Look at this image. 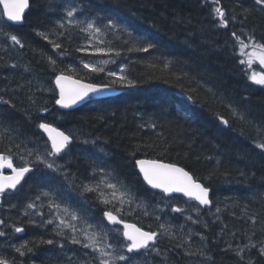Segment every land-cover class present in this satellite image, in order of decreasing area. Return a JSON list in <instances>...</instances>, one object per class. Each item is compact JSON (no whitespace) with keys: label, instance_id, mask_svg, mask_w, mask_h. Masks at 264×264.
Wrapping results in <instances>:
<instances>
[{"label":"trees","instance_id":"obj_1","mask_svg":"<svg viewBox=\"0 0 264 264\" xmlns=\"http://www.w3.org/2000/svg\"><path fill=\"white\" fill-rule=\"evenodd\" d=\"M241 41L264 44L256 0H30L22 25L0 9V154L31 168L2 195L0 258L100 264L83 246L90 229L96 246L127 252L118 264H264V86L240 63ZM57 75L120 94L64 110ZM43 122L72 138L64 152L48 155ZM141 159L183 168L210 189L211 206L149 189ZM121 223L157 233L154 244L128 252Z\"/></svg>","mask_w":264,"mask_h":264},{"label":"snow or ice","instance_id":"obj_2","mask_svg":"<svg viewBox=\"0 0 264 264\" xmlns=\"http://www.w3.org/2000/svg\"><path fill=\"white\" fill-rule=\"evenodd\" d=\"M214 3H218V0H213ZM257 4L264 5V0H256ZM0 4L3 5V14L7 17L9 21H21L23 17L24 10L28 7V0H0ZM75 8L67 11V16L72 17ZM213 11L219 16L220 23L222 26H226L227 21L224 19V12L221 8H214ZM112 21H109V24H112ZM62 26V25H61ZM88 28H93V24L89 23ZM99 31V29H96ZM40 35H43L42 33ZM235 36V33L233 34ZM10 39L16 43L20 44V40L16 35H11ZM239 41V37H236ZM55 47H59V45H55ZM151 47V45H148ZM251 47V52H245L244 49ZM147 51V48L142 49ZM241 56H247V60L241 59L240 63L245 64L249 69H251L252 64L255 61H258L260 66L264 68V44L252 43L251 45H246L241 41ZM51 63L55 64V61H51ZM86 68L89 65H84ZM94 71H102L103 69H93ZM109 75H115V73H109ZM253 83L257 85L264 86V71L256 72L252 71L251 75L248 77ZM124 77H121L123 80ZM129 84L132 82L129 81ZM56 85L60 90V98L56 100V104L61 105L62 107H69L71 104H75L77 101L82 100L84 97L88 95L89 92H95L98 89L96 86L91 84H81L78 80H71L70 77H66L64 75L56 76ZM7 103V101H5ZM225 124L227 121H223ZM39 127L48 133V138L51 141V152L48 155L59 154L68 144L71 137L66 135L64 132L59 131L56 128L51 127L47 123H40ZM256 147L260 149H264V143H257ZM39 159V157H37ZM137 166L139 167L140 173L143 174V179L151 185L153 188L162 189L164 193H183V195L189 197L190 199L196 200L200 205H208L211 203L209 199L210 189L203 186L202 184L196 182L193 177L185 171L181 167H177L175 164H164L157 160H137ZM49 168L53 167L51 163L47 165ZM8 168L11 169V175H4L3 169ZM30 169L28 167H17L14 165L13 160L9 156H5L0 154V193H4L7 189H15L17 185L20 183L21 179L24 177L25 173L29 172ZM109 188L113 189V195H115V190L117 188L114 184H108ZM86 190L92 191V188H87ZM44 195H48V193H44ZM123 196L124 193H121ZM105 203L109 201L105 200ZM29 208L34 207V205H28ZM59 207V205H56ZM174 211H181L179 208L173 209ZM68 212L67 209L64 210ZM219 211V209H217ZM73 220L78 219L75 213H70ZM105 217L108 218L109 221H114L119 223L120 221L112 215L110 212L104 213ZM191 219V217H189ZM195 222V221H194ZM0 223H3L0 221ZM48 223H52V221H48ZM60 224L64 225L65 221L60 220ZM68 227H72L73 231H76L75 227L72 225H67ZM164 232H167L168 229L165 228L164 225L160 226ZM16 232H21V228H16ZM62 232H58L57 235H62ZM3 235V233H0ZM124 238L130 243L124 245L128 252H133L134 250H138L141 248H146L149 245L150 241H153L157 236L155 232H145L135 225L125 224L124 225ZM85 239L88 240V243H85L83 246L85 248H91L93 251L99 252V261L100 264H111L113 260H126L124 255H113L112 252L105 251L104 247H96V239L95 234L85 233ZM75 236L72 238V243H80ZM47 243L51 244L52 241L49 240ZM26 247V245H21V248ZM107 248H111L112 246L106 245ZM20 255H24V252L21 251L20 248L16 249ZM31 251V249H28ZM262 254H264V248L261 249ZM237 255H240V252L237 251ZM0 264H6L3 258H0Z\"/></svg>","mask_w":264,"mask_h":264},{"label":"water","instance_id":"obj_3","mask_svg":"<svg viewBox=\"0 0 264 264\" xmlns=\"http://www.w3.org/2000/svg\"><path fill=\"white\" fill-rule=\"evenodd\" d=\"M29 7H30V0H28V7L24 10L22 20H21V21H9V20L7 19V17L4 16V14H3V12H4V10H3V5L0 4V9H1V11H2V15H3V18H4L5 22H7L8 24H11V25H22V24H23V21H24V17H25L26 13H27L28 10H29ZM64 76H66V77H70V76H68V75H64ZM70 79H71V80H77V79L72 78V77H70ZM78 81H79L81 84H91V83H87V82L80 81V80H78ZM91 85L96 86V88H97L98 90L95 91V92H89L88 95H87L86 97H84L82 100L77 101L75 104H71L69 107H62L61 105H58V104H57V106L60 107V108H62V109H64V110H71V109L77 108V107L81 106L82 104L86 103V102L89 100V98L92 97V96L97 97V98H99V99H104V98L114 97V96L120 94V90H117V89L112 88V87H109V86H100V85H95V84H91ZM55 87H56V89H57V92H58V99H59V98H60V90H59V88H58L57 85H56V80H55ZM49 125H50V124H49ZM50 126L53 127V128H56V127L53 126V125H50ZM56 129H58V128H56ZM39 130H40V132L45 136V138H46V140H47V142L49 143L50 148H51V141H50L49 138H48V133L45 132V131H44L43 129H41L40 127H39ZM58 130H59V129H58ZM59 131H61V130H59ZM62 132H63V131H62ZM65 134H66V133H65ZM66 135H68V134H66ZM71 143H72V138H71L70 141L68 142L67 146H66V147H65L60 153L64 152V151L66 150V148H67ZM141 160H146V159H141ZM159 162H160V161H159ZM161 163H164V162H161ZM164 164H167V163H164ZM177 167H179V166H177ZM28 168L30 169V171L27 172V173H25L24 177L21 179V181H20V183L17 185V187H18V186H19V185H20V184H21V183L27 178V176L30 174V172H31V168H30V167H28ZM136 170H137L138 174L140 175V177H141L143 183H144L149 189H151L152 191H154V192H156V193H161V194H163L165 197L181 196V197H183V198L186 199V200H192V201H194V202L197 203L201 208H206V207H210V206H211V205H210L211 203L208 204V205H200L196 200H194V199H190L189 197L183 195V193H176V192H173V193H168V194H166V193L163 192L162 189H159V188H153L151 185H149V184L143 179V174L140 173V171H139V167L137 166V164H136ZM2 171H3V172H4V171L7 172V174H4V173H3L4 175H11V174H12L11 169H8V168H4ZM196 182H197V181H196ZM198 183H199V182H198ZM200 184H201V183H200ZM17 187H16V188H17ZM16 188H15V189H16ZM15 189H7L4 193H6V192H8V191H13V190H15ZM4 193H0V204H1V196H2V194H4ZM209 199H210V192H209ZM107 220H108V218H107ZM108 221H109V220H108ZM110 222H114V221H110ZM125 224L135 225V224H132V223H123V224H122V226H123V232H124V225H125ZM135 226H136V225H135ZM136 227H137V226H136ZM138 228H139V227H138ZM141 230H142V229H141ZM143 231H144V230H143ZM145 232H146V231H145ZM155 238H156V237H155ZM155 238H154L153 241H150L149 244L154 243V242H155ZM125 240H126V239H125ZM126 241H127V240H126ZM128 242H129V241H128ZM142 249H143V248L138 249L137 251H140V250H142Z\"/></svg>","mask_w":264,"mask_h":264},{"label":"rangeland","instance_id":"obj_4","mask_svg":"<svg viewBox=\"0 0 264 264\" xmlns=\"http://www.w3.org/2000/svg\"><path fill=\"white\" fill-rule=\"evenodd\" d=\"M240 50H241V48H240ZM244 51L247 53V52H251L252 51V48L251 47H249V48H246V49H244ZM240 53H241V51H240ZM242 59H245V60H247V56H242ZM245 66L248 68V66H247V63H245ZM249 69V68H248ZM249 71H250V75H251V72L252 71H256V72H261V71H264V68H262L261 66H260V64H259V62L258 61H255L253 64H252V67H251V69H249ZM257 85V84H256ZM257 86H261V85H257ZM89 230L90 229H88V231L87 230H84V231H87L88 233H89ZM91 232L92 233H94V231H92L91 230ZM99 232V236L101 237V232L100 231H98ZM90 234V233H89ZM96 247H104L105 248V251H109V252H112L113 253V255L115 256V255H119V253L120 254H122V255H125V257L127 256V252L124 250V251H122V250H116L115 248H113V247H111V248H107L106 247V245H104V244H102V245H98V246H96ZM97 252V251H96ZM97 254H98V256H99V252H97ZM111 264H118V260H113L112 262H111Z\"/></svg>","mask_w":264,"mask_h":264}]
</instances>
